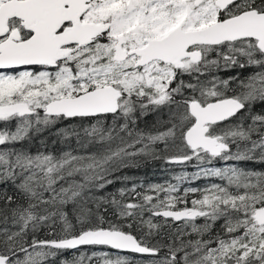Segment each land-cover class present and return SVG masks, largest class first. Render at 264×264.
Here are the masks:
<instances>
[{"label":"snow or ice","instance_id":"1","mask_svg":"<svg viewBox=\"0 0 264 264\" xmlns=\"http://www.w3.org/2000/svg\"><path fill=\"white\" fill-rule=\"evenodd\" d=\"M0 264H264V0H0Z\"/></svg>","mask_w":264,"mask_h":264},{"label":"trees","instance_id":"2","mask_svg":"<svg viewBox=\"0 0 264 264\" xmlns=\"http://www.w3.org/2000/svg\"><path fill=\"white\" fill-rule=\"evenodd\" d=\"M47 137H48L47 132L42 134V138L46 139ZM158 171L161 174V176H159ZM134 174L138 178H142L145 181V183L161 182L163 181V179L164 180L168 179V174L162 173L160 171L159 164L150 165L148 167L141 168L138 171L134 170Z\"/></svg>","mask_w":264,"mask_h":264},{"label":"rangeland","instance_id":"3","mask_svg":"<svg viewBox=\"0 0 264 264\" xmlns=\"http://www.w3.org/2000/svg\"><path fill=\"white\" fill-rule=\"evenodd\" d=\"M189 171H191V169H189ZM158 173H159V171H158ZM159 176H161V174L159 173ZM164 180V179H163ZM162 182V181H161Z\"/></svg>","mask_w":264,"mask_h":264}]
</instances>
